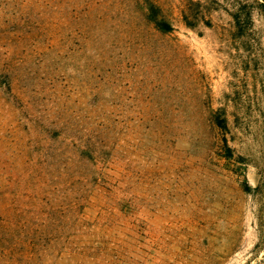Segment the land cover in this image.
Listing matches in <instances>:
<instances>
[{
  "label": "rangeland",
  "instance_id": "obj_1",
  "mask_svg": "<svg viewBox=\"0 0 264 264\" xmlns=\"http://www.w3.org/2000/svg\"><path fill=\"white\" fill-rule=\"evenodd\" d=\"M0 264H264L261 0H0Z\"/></svg>",
  "mask_w": 264,
  "mask_h": 264
},
{
  "label": "trees",
  "instance_id": "obj_2",
  "mask_svg": "<svg viewBox=\"0 0 264 264\" xmlns=\"http://www.w3.org/2000/svg\"><path fill=\"white\" fill-rule=\"evenodd\" d=\"M262 1V5H264V0H261ZM150 19L151 21L156 25V27L164 32V33H170L173 31V24L167 20V19H162L160 18V16L158 15H153V16H150ZM252 19V14L251 12H247V14H245V16L243 15H235L234 16V21H235V24L236 26H241V24L245 21H250ZM219 125V123H218Z\"/></svg>",
  "mask_w": 264,
  "mask_h": 264
}]
</instances>
